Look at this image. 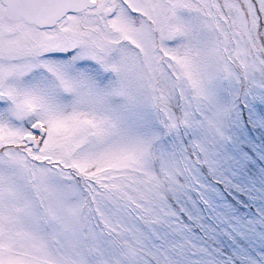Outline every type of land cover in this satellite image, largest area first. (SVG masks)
<instances>
[{"label": "snow or ice", "instance_id": "obj_1", "mask_svg": "<svg viewBox=\"0 0 264 264\" xmlns=\"http://www.w3.org/2000/svg\"><path fill=\"white\" fill-rule=\"evenodd\" d=\"M0 264H264V0H0Z\"/></svg>", "mask_w": 264, "mask_h": 264}]
</instances>
